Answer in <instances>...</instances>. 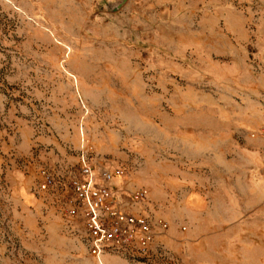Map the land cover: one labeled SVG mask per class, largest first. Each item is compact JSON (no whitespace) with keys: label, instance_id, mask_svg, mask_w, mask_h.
Listing matches in <instances>:
<instances>
[{"label":"rangeland","instance_id":"1","mask_svg":"<svg viewBox=\"0 0 264 264\" xmlns=\"http://www.w3.org/2000/svg\"><path fill=\"white\" fill-rule=\"evenodd\" d=\"M84 155L146 253H90ZM0 264H264V0H0Z\"/></svg>","mask_w":264,"mask_h":264},{"label":"built area","instance_id":"2","mask_svg":"<svg viewBox=\"0 0 264 264\" xmlns=\"http://www.w3.org/2000/svg\"><path fill=\"white\" fill-rule=\"evenodd\" d=\"M122 168H111L95 173L86 156L82 157L77 174L71 181L72 207L67 215L75 217L78 210L82 211L85 227L91 241L90 253L102 255L108 248L131 249L146 253L153 240L150 221L144 216L127 214L111 188V184L123 178ZM42 188L46 189L53 183L52 177L42 172ZM137 204L146 202L147 193L139 190L133 195ZM163 228H167L161 222Z\"/></svg>","mask_w":264,"mask_h":264}]
</instances>
